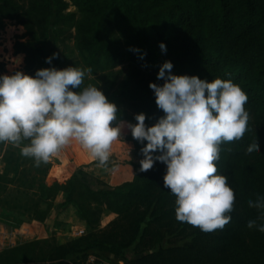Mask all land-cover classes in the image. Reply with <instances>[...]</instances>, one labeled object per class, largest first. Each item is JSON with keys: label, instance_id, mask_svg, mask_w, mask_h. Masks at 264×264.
Listing matches in <instances>:
<instances>
[{"label": "trees", "instance_id": "trees-1", "mask_svg": "<svg viewBox=\"0 0 264 264\" xmlns=\"http://www.w3.org/2000/svg\"><path fill=\"white\" fill-rule=\"evenodd\" d=\"M68 1L0 0V25L5 19H18L26 30L28 40L17 42L14 54H24L28 74L45 68L48 53H56L57 44L64 46L72 39L81 65L91 69L87 73L93 77V85L117 105L114 126L136 123L135 115L141 112L151 126L164 115L149 83H163L157 73L165 61L173 63V74L209 81L219 77L238 84L249 99L250 123L242 141L220 145L217 171L227 177L236 202L231 224L215 234L176 219V196L164 186L166 165L160 161L146 171H140V163L132 165L135 175L129 183L96 189L81 169H75L64 183L47 180L51 164L42 161L37 165L33 157L21 153L20 147L29 141L21 145L9 141L3 157L5 171L0 175L3 191L11 186L37 198L25 216L40 222L49 214V208L43 209L41 204L49 207L58 193H64L61 207L85 228L84 236L51 245L47 260L81 254V263L92 249L119 255L142 241L145 244L146 234L165 229L184 233L190 240L148 249L123 263L264 264V232L248 227L249 220L264 224L262 210L249 206L250 200L264 196V0ZM69 5L75 7V13L65 12ZM160 42L166 44V51L161 50ZM128 138L140 161L144 145L132 133ZM257 142L261 151L249 155L248 148ZM106 213L115 218L101 227ZM24 246L0 253V264L24 262L26 257L20 253Z\"/></svg>", "mask_w": 264, "mask_h": 264}, {"label": "clouds", "instance_id": "clouds-1", "mask_svg": "<svg viewBox=\"0 0 264 264\" xmlns=\"http://www.w3.org/2000/svg\"><path fill=\"white\" fill-rule=\"evenodd\" d=\"M159 47L166 51L164 42ZM56 56L46 57V62L51 64ZM19 62L13 59V63ZM172 68L171 61L163 62L157 73L163 83H149L164 115L148 126L146 114L141 112L135 115L136 123L127 122V127L144 145L140 171L152 168L157 161L166 165L164 186L176 196V219L215 234L231 224L236 202L227 177L217 171L220 145L245 138L250 123L246 112L249 99L231 79L209 81L173 74ZM90 71L51 66L37 69L34 75L20 70L0 74V141L21 145L28 140L21 153L39 165L75 140L100 165H106L121 126L113 125L118 119L117 105L100 87L88 84L81 88ZM260 151L259 142L248 148L249 155ZM249 206L264 214V196L250 200ZM254 226L264 232V224L249 220L248 227Z\"/></svg>", "mask_w": 264, "mask_h": 264}, {"label": "rangeland", "instance_id": "rangeland-1", "mask_svg": "<svg viewBox=\"0 0 264 264\" xmlns=\"http://www.w3.org/2000/svg\"><path fill=\"white\" fill-rule=\"evenodd\" d=\"M64 1L69 2L68 0ZM65 12L75 13L76 9L75 7L69 5ZM51 25L53 27L55 26L54 18L51 20ZM0 26V46H2V48H0V55L4 57V62L0 63V74L10 75L16 70L27 73L25 70L24 54H22V56H19L20 54H14L15 44L17 42H26L28 40V37L25 36V28L18 19H5ZM50 47L51 44H48L47 49L50 50ZM55 49L57 56L52 59L51 64L47 63L46 67L55 66L58 69H62L69 66H76L83 68L78 53L74 47V41L72 39L67 40L64 46L57 44ZM2 52H10V54L4 55ZM52 54L53 53H48L47 57L52 56ZM14 58H19L21 62L13 63ZM93 83V77H91L86 72L81 88ZM117 125L121 126L119 138L123 139L125 131L126 133H128L126 136V140L133 145V143L128 138L131 130L127 127V123L120 122ZM3 143L4 141H0V148L2 147ZM131 153L130 154L132 156L133 150ZM52 157L54 158L56 157V155H53ZM134 158H136L137 161L135 163L130 161L131 166L134 164H139V159L135 156ZM55 160L57 162H63L60 157H56ZM51 161L52 160L50 159L48 162L51 163ZM24 167H29V164H25ZM75 169L73 170V172L75 171ZM134 175L135 169L132 166V172L130 174L126 175L123 178L115 177V180H113L110 184L105 183L102 180H98L97 178H92L87 174H85V179L88 180L90 184L94 186V188L98 189L104 188L105 186L115 187L129 183L133 180ZM39 176L40 174H37L36 178L39 179ZM57 182L64 183L65 181ZM3 185V182H0V227L3 228H0V253L10 248L24 246L27 243H33V245H31L30 247L24 246V248L20 252L21 255H24V257H26V260H24V262L20 264H79L81 260L79 255L81 254H79L78 256H72L65 260H47L51 245L65 244L70 242L71 240L82 237L77 236V232L81 227H84V225L75 220V218L66 214L65 210L61 207V203L64 200L65 194L61 192L58 193V195L49 202V207L46 204H41L40 207H42L43 209L49 208V214L47 219L40 222L38 220L32 219L30 216H25L28 210L31 209L37 198L28 196L27 194H24L22 190L15 189L11 186L8 187L5 192L3 191ZM29 202L30 204H28ZM114 218V214H103L101 219V227H104ZM20 220L22 221V223L17 225V222ZM189 240L190 236L184 233H180L177 230L172 231L162 229L159 234H146L144 236L145 244L142 241L139 246H132L130 248H127L123 250V252L119 255H114L113 253L101 249H92L86 253L87 257L93 255L111 262H125L127 260L136 258L140 253L145 252L148 249L150 251H154L171 246L183 245Z\"/></svg>", "mask_w": 264, "mask_h": 264}, {"label": "crops", "instance_id": "crops-1", "mask_svg": "<svg viewBox=\"0 0 264 264\" xmlns=\"http://www.w3.org/2000/svg\"><path fill=\"white\" fill-rule=\"evenodd\" d=\"M0 48H2V46H0ZM2 53L4 55L10 54V52ZM19 56H22V54ZM3 58L4 57L0 55V63L4 62ZM127 134L128 133L124 131L123 139L119 138L113 142L111 146L110 158L106 165H100L98 163L99 161L91 155L90 151L82 147L79 142L75 140L71 141L69 144L63 146L57 154H55L56 157H60L63 162H57L55 160L56 157L50 158L52 161L50 163L51 166L48 171L49 176L47 175V180L64 182L71 177L75 168H79L88 176L97 178L98 180H102L108 184L115 180V177H125L132 172L130 161L134 163L137 161L133 155L131 156L133 145L126 140ZM8 145L9 141H4L2 147L0 148V175H2L5 171L6 163L4 162L3 157ZM56 167L62 169L60 178L52 176ZM0 228L3 229L2 227Z\"/></svg>", "mask_w": 264, "mask_h": 264}, {"label": "built area", "instance_id": "built-area-1", "mask_svg": "<svg viewBox=\"0 0 264 264\" xmlns=\"http://www.w3.org/2000/svg\"><path fill=\"white\" fill-rule=\"evenodd\" d=\"M84 234H85V228L81 227L77 232V236H83ZM79 264H124V263L122 261L111 262L108 260L98 258V257L93 256V255H90L85 259V261H83Z\"/></svg>", "mask_w": 264, "mask_h": 264}, {"label": "bare ground", "instance_id": "bare-ground-1", "mask_svg": "<svg viewBox=\"0 0 264 264\" xmlns=\"http://www.w3.org/2000/svg\"><path fill=\"white\" fill-rule=\"evenodd\" d=\"M17 59H19V58H17ZM61 171H62L61 168H59V167L58 168H55L54 171H53V175L52 176L57 177V178L58 177L60 178L61 177Z\"/></svg>", "mask_w": 264, "mask_h": 264}]
</instances>
